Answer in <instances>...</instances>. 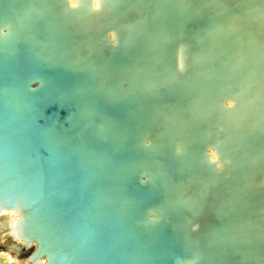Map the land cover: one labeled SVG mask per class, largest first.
<instances>
[{"label":"water","instance_id":"1","mask_svg":"<svg viewBox=\"0 0 264 264\" xmlns=\"http://www.w3.org/2000/svg\"><path fill=\"white\" fill-rule=\"evenodd\" d=\"M0 236L264 264V0H0Z\"/></svg>","mask_w":264,"mask_h":264},{"label":"rangeland","instance_id":"2","mask_svg":"<svg viewBox=\"0 0 264 264\" xmlns=\"http://www.w3.org/2000/svg\"><path fill=\"white\" fill-rule=\"evenodd\" d=\"M7 244L8 241L3 239L2 236H0V254L7 256V260L10 264H20V262L25 260L33 251V248L28 250H22L19 255H16L6 247Z\"/></svg>","mask_w":264,"mask_h":264},{"label":"bare ground","instance_id":"3","mask_svg":"<svg viewBox=\"0 0 264 264\" xmlns=\"http://www.w3.org/2000/svg\"><path fill=\"white\" fill-rule=\"evenodd\" d=\"M71 1H73V0H71ZM6 258V257H5ZM6 260H7V258H6ZM7 262L9 263V261L7 260ZM10 264V263H9Z\"/></svg>","mask_w":264,"mask_h":264},{"label":"flooded vegetation","instance_id":"4","mask_svg":"<svg viewBox=\"0 0 264 264\" xmlns=\"http://www.w3.org/2000/svg\"><path fill=\"white\" fill-rule=\"evenodd\" d=\"M5 256V255H4ZM7 259H8V257L7 256H5Z\"/></svg>","mask_w":264,"mask_h":264}]
</instances>
